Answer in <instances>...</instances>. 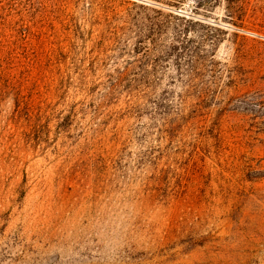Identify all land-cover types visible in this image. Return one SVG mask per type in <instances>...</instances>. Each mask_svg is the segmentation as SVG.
<instances>
[{
  "label": "rangeland",
  "instance_id": "1",
  "mask_svg": "<svg viewBox=\"0 0 264 264\" xmlns=\"http://www.w3.org/2000/svg\"><path fill=\"white\" fill-rule=\"evenodd\" d=\"M0 264H264V0H0Z\"/></svg>",
  "mask_w": 264,
  "mask_h": 264
}]
</instances>
